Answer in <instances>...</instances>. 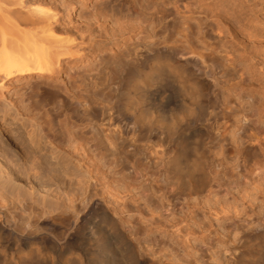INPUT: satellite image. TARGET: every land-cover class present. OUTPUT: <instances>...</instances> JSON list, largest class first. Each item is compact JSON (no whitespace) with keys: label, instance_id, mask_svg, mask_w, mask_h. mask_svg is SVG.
I'll list each match as a JSON object with an SVG mask.
<instances>
[{"label":"bare ground","instance_id":"1","mask_svg":"<svg viewBox=\"0 0 264 264\" xmlns=\"http://www.w3.org/2000/svg\"><path fill=\"white\" fill-rule=\"evenodd\" d=\"M255 160L264 0H0V264H264Z\"/></svg>","mask_w":264,"mask_h":264},{"label":"rangeland","instance_id":"2","mask_svg":"<svg viewBox=\"0 0 264 264\" xmlns=\"http://www.w3.org/2000/svg\"><path fill=\"white\" fill-rule=\"evenodd\" d=\"M175 102H177V101H175ZM174 102V105H176L177 103H175ZM178 105V104H177ZM176 105V106H177ZM176 106H173V108L175 107V109L177 108ZM213 144L211 143V145L210 146H212ZM256 161V166L255 167H257V169H256V172H255V176L257 175V177L258 176H262L263 175V173H264V168H262L263 167V164H264V162H262V161H259V162H257V160H255ZM252 164H253V162H252ZM249 180H247V182H248ZM249 183V182H248ZM235 185H233V186H228V185H226V186H224V188H225V190H226V192H227V190H231L232 188L233 189H235Z\"/></svg>","mask_w":264,"mask_h":264}]
</instances>
